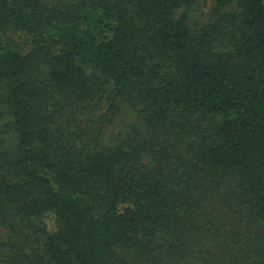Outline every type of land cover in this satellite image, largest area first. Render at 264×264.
I'll return each mask as SVG.
<instances>
[{
  "label": "trees",
  "instance_id": "obj_1",
  "mask_svg": "<svg viewBox=\"0 0 264 264\" xmlns=\"http://www.w3.org/2000/svg\"><path fill=\"white\" fill-rule=\"evenodd\" d=\"M195 2L0 0V264H264V0ZM57 96L148 134L100 146Z\"/></svg>",
  "mask_w": 264,
  "mask_h": 264
},
{
  "label": "rangeland",
  "instance_id": "obj_2",
  "mask_svg": "<svg viewBox=\"0 0 264 264\" xmlns=\"http://www.w3.org/2000/svg\"><path fill=\"white\" fill-rule=\"evenodd\" d=\"M213 6V0H196L189 8L177 10L176 16L185 12L188 25L193 27L200 26L209 21ZM228 9L230 8H227V10ZM81 16L90 24H93V18L88 10L83 9L81 11ZM8 35L14 37L20 44H23L25 41L24 38L14 33L8 32ZM57 98L58 100L61 99V106H56L58 112L62 115L61 120H67L69 122V116H71L81 121V125H79L81 129L86 128L82 126L88 125L86 130L91 129L94 141L100 146L124 142L123 140L128 136H135L143 139L148 134V129L144 126L140 106L117 103L115 101L113 104L116 105V109L114 113L110 114V112L107 111V103L100 104L97 108L90 107L84 109V104L68 106V103L64 102L62 96H57ZM93 103L94 102H91L90 104ZM142 160L147 162V157L142 155ZM0 238L4 241H7L9 238L8 232L1 226ZM2 258L1 256L0 259Z\"/></svg>",
  "mask_w": 264,
  "mask_h": 264
}]
</instances>
